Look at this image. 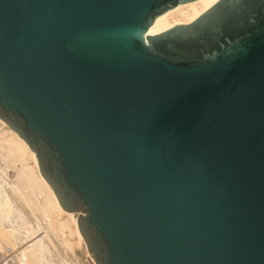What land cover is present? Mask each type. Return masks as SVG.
Masks as SVG:
<instances>
[{
  "label": "water",
  "instance_id": "95a60500",
  "mask_svg": "<svg viewBox=\"0 0 264 264\" xmlns=\"http://www.w3.org/2000/svg\"><path fill=\"white\" fill-rule=\"evenodd\" d=\"M0 0V118L96 264H264V0Z\"/></svg>",
  "mask_w": 264,
  "mask_h": 264
},
{
  "label": "bare ground",
  "instance_id": "6f19581e",
  "mask_svg": "<svg viewBox=\"0 0 264 264\" xmlns=\"http://www.w3.org/2000/svg\"><path fill=\"white\" fill-rule=\"evenodd\" d=\"M216 1L218 0H189L181 2L158 15L149 28L148 33H159L177 24L191 22ZM0 133L5 134V137H7L6 139L0 137V139L13 142V146L16 147L15 150H17V152L15 151L16 154L20 153L19 156L22 158V160H20V157V159L18 158L21 164L18 163V160L16 161V165H19V167H15V165V168L13 166L11 168L7 160L10 153L8 152V155H4L0 152V173L8 179L16 177L15 179L19 178L27 183L30 205L39 206L41 209L47 210L48 205L51 203L57 211L55 223L60 228L62 235H67L64 237L66 238L65 243L67 242L73 248L82 246L84 253L90 255L78 228L76 214L64 210L61 206L55 191L39 169L36 153L25 139L1 118ZM5 146H8V144H5ZM5 156L8 157L5 158ZM8 217V215L0 217V264H36L32 242H24L23 238L20 237V229L22 225H25V219L19 222L20 217L18 219L15 217L14 221L10 220L8 222ZM59 243L62 245L64 241ZM62 253L66 260L71 257V253L69 255L66 253V248H63ZM74 264H79V261L75 260Z\"/></svg>",
  "mask_w": 264,
  "mask_h": 264
},
{
  "label": "rangeland",
  "instance_id": "374dc122",
  "mask_svg": "<svg viewBox=\"0 0 264 264\" xmlns=\"http://www.w3.org/2000/svg\"><path fill=\"white\" fill-rule=\"evenodd\" d=\"M5 136V134L0 133L1 138L4 137L6 139L7 137ZM5 144H8V146H5ZM13 145L10 140L3 141L0 139V152L4 155L8 152L10 153L9 157L5 156V158L8 157L7 160L11 168L16 165L17 160L21 164L19 161L21 158L19 156L20 153L16 154L17 150H15L16 147ZM3 150L6 151L4 152ZM15 167H19V165ZM0 176V217L8 215V222L10 220L14 221L15 217L17 219L20 217L19 222L25 219L26 223L20 229V237L23 238L24 242H32L36 264H74L75 260H78L79 264H96L91 255L84 253L82 246L73 248L67 242V244L65 243L66 238L64 237L67 235H62L60 228L57 227L55 223L57 211L51 203L48 205L47 210H43L39 206L30 205L27 183L25 181L19 178L15 179L16 177L8 179L2 173H0ZM61 241H64L62 245L59 243ZM63 248H66L68 255L71 253V257L67 260L63 256Z\"/></svg>",
  "mask_w": 264,
  "mask_h": 264
}]
</instances>
